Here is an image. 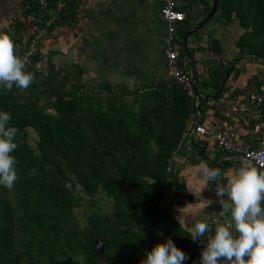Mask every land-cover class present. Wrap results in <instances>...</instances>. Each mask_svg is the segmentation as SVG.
<instances>
[{
    "label": "trees",
    "instance_id": "1",
    "mask_svg": "<svg viewBox=\"0 0 264 264\" xmlns=\"http://www.w3.org/2000/svg\"><path fill=\"white\" fill-rule=\"evenodd\" d=\"M60 2L23 0L34 35L24 42L19 20L4 33L27 45L42 29L44 39H56L61 27L77 20L76 3L63 0L59 9ZM220 9L244 29L240 53L264 57V0H220ZM211 50L218 53L216 43ZM43 61L40 48L26 66L34 74L27 89L0 86V111L9 112L18 129L12 153L18 180L12 189L0 186V264H140L169 238L187 255L184 264H200L210 234L193 241L165 202L175 176L171 161L189 135L195 97L174 79L130 89L86 82L81 69L52 63L44 74L35 67ZM230 66L214 62L207 79L198 73L202 93ZM257 94L263 97L255 102L264 134V79ZM30 130L36 147L29 143ZM33 169L36 174L29 175ZM77 208L84 210V224Z\"/></svg>",
    "mask_w": 264,
    "mask_h": 264
},
{
    "label": "crops",
    "instance_id": "2",
    "mask_svg": "<svg viewBox=\"0 0 264 264\" xmlns=\"http://www.w3.org/2000/svg\"><path fill=\"white\" fill-rule=\"evenodd\" d=\"M73 1L77 5L76 22L61 27L56 39L45 38L41 43L44 65L52 63L61 70L81 69L86 82L105 80L130 89L172 80L164 54L168 23L161 11L165 0ZM174 1L186 16L177 25L175 48L182 68L191 76L183 34L205 18L212 0ZM26 11L23 0H0V32L10 30L14 21L19 20L25 26L24 42L29 41L36 27ZM243 34L240 23L227 21L219 8L206 27L189 39L197 73L202 78L210 77V72L206 73L215 54L228 61L232 71L227 79L230 69L222 80L219 76L211 78V90L203 94L215 95L225 82L222 93L216 100L205 101L203 111L196 110L189 122V135L171 161L175 176L167 185L171 197L168 206L187 231L197 221L207 223L221 208L215 182L206 181L195 166L204 161L209 167L227 173L241 164L238 153L219 152L216 140L219 132L227 130L235 143L251 148L258 147L264 137L263 126L259 131L256 128L261 124V113L255 102L258 84L264 79V60L240 53L238 44ZM213 43L217 44L218 53L212 52ZM197 121L210 134L201 136L196 132L190 140ZM222 182L226 183L223 177ZM261 206L264 207V202ZM214 231L206 233L212 236Z\"/></svg>",
    "mask_w": 264,
    "mask_h": 264
},
{
    "label": "clouds",
    "instance_id": "3",
    "mask_svg": "<svg viewBox=\"0 0 264 264\" xmlns=\"http://www.w3.org/2000/svg\"><path fill=\"white\" fill-rule=\"evenodd\" d=\"M28 57L16 54V45L9 34L0 32V86L11 90L15 85L27 89L34 74L26 71ZM11 114L0 111V186L12 189L18 180L17 160L12 153L18 129L10 125ZM208 182H215L216 196L223 222H217L214 234L201 250L200 264H264V171L250 160H241L238 169L223 173L202 161L195 166ZM35 169L29 175H35ZM222 177L226 183L222 182ZM226 197V199H225ZM208 223L197 221L188 228L193 241L210 232ZM235 233V235H234ZM187 255L171 238L146 253L140 264H184Z\"/></svg>",
    "mask_w": 264,
    "mask_h": 264
},
{
    "label": "built area",
    "instance_id": "4",
    "mask_svg": "<svg viewBox=\"0 0 264 264\" xmlns=\"http://www.w3.org/2000/svg\"><path fill=\"white\" fill-rule=\"evenodd\" d=\"M42 6L46 10V13H50L47 9V3L42 1ZM63 6V0L59 3V9ZM162 15L166 22L168 23V33L164 42V54L166 56V64L168 68L169 75L174 79L178 84H180L190 95L194 96L191 77L184 71L181 66V62L176 52L175 48V33L177 31V25L185 21V13L178 10L174 0H165V4L162 8ZM52 20L46 23V26H50ZM46 35V29L39 30L35 38L31 41L29 45L15 43L16 45V54L23 57H28V65H31L34 57L39 54L41 43ZM216 64H221L224 66L229 65V62L226 61L220 54H215L212 59ZM35 67L46 74V70L40 63L36 64ZM195 97V96H194ZM258 103L263 101V97L259 96ZM260 116V115H259ZM258 116V117H259ZM262 125H257V130H261ZM196 132L201 136H208L210 133L204 127L198 125L196 127ZM217 146L220 153H238L243 159L250 160L254 165L258 166L262 171H264V137L259 141L258 147L251 148L246 147L242 144L235 143L233 136L227 130L219 132L217 135ZM165 202L170 204L171 197L168 195L166 190ZM222 208H219L216 214L207 222L211 231L216 227L217 222H223L224 217L220 215ZM210 231V232H211Z\"/></svg>",
    "mask_w": 264,
    "mask_h": 264
},
{
    "label": "water",
    "instance_id": "5",
    "mask_svg": "<svg viewBox=\"0 0 264 264\" xmlns=\"http://www.w3.org/2000/svg\"><path fill=\"white\" fill-rule=\"evenodd\" d=\"M219 8H220V0H212V8H211L210 12L205 16V18L198 25H196L193 29L186 31L183 34V46H184V50H185L186 56H187L189 64H190V69H191V72H190L191 76L190 77H191V82H192L193 93L195 96V107L198 111H200L199 105L202 101L216 100L219 98V96L222 93L225 82L218 89V91L215 95H204L202 93V91L200 89V85H199V78H198V73H197V69H196V63H195L194 57H193V55L190 51V48H189V39L191 37H193L194 35L199 34L203 30V28L206 27V25L216 16V14L219 11ZM249 56L257 57V58L264 60V57H261V56L256 55V54H249ZM231 71H232V68L230 69L229 73L227 74L226 79L228 78ZM199 113H201V112H199ZM198 125H199V121H197L194 125V129H193L194 133H193V135H190V137H189L190 140L195 135L196 127ZM194 155H196V154L194 153Z\"/></svg>",
    "mask_w": 264,
    "mask_h": 264
},
{
    "label": "rangeland",
    "instance_id": "6",
    "mask_svg": "<svg viewBox=\"0 0 264 264\" xmlns=\"http://www.w3.org/2000/svg\"><path fill=\"white\" fill-rule=\"evenodd\" d=\"M48 65H45V69L47 68ZM261 74V73H260ZM261 76V75H260ZM37 135L33 130L29 131V143L32 145V147H36V143H37ZM99 208V207H98ZM106 211H109V209L107 208ZM76 215L79 217V219L81 220V222L84 224L85 222V218H84V210L82 208H77L76 209Z\"/></svg>",
    "mask_w": 264,
    "mask_h": 264
},
{
    "label": "bare ground",
    "instance_id": "7",
    "mask_svg": "<svg viewBox=\"0 0 264 264\" xmlns=\"http://www.w3.org/2000/svg\"><path fill=\"white\" fill-rule=\"evenodd\" d=\"M166 190H167V187H166L165 191H166ZM166 204H167V203H166ZM168 205H169V204H168ZM214 230H215V229H214ZM214 230H213V231H214ZM209 233H212V231H211V232H209Z\"/></svg>",
    "mask_w": 264,
    "mask_h": 264
}]
</instances>
